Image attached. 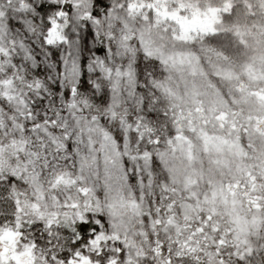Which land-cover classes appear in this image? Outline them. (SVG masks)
I'll use <instances>...</instances> for the list:
<instances>
[{"label":"clouds","instance_id":"obj_1","mask_svg":"<svg viewBox=\"0 0 264 264\" xmlns=\"http://www.w3.org/2000/svg\"><path fill=\"white\" fill-rule=\"evenodd\" d=\"M114 2L31 0L34 30H22V34L38 52L46 53L35 64L25 61L14 46L15 32L0 36V49L10 48L13 53L0 57V227H16L19 221L21 243L35 239L38 255L52 251L46 220L53 213L59 214L57 253L71 250L73 232L82 236L80 225L89 220L107 222L108 231L127 222L137 229L136 238L147 249L139 229L151 233L148 213H155L164 184L176 189L165 195L177 201L175 219L182 226V237L191 235L199 218L208 215L201 205L191 219L185 218L180 201L193 199V188L185 180L190 166L179 153L173 154L168 143L177 132L174 112L186 107L178 98L185 92L182 73L165 63L159 53L147 50L144 14L112 9ZM55 4L67 13L56 17L65 39L49 45L50 25L44 10ZM18 8L19 0H0L6 18H17ZM97 9L96 24L79 15ZM108 9L113 11L111 24ZM4 81L11 83L5 85ZM166 86L177 96L166 91ZM28 111L31 115H26ZM183 132L197 141L191 128L185 126ZM144 153L150 154L147 167ZM83 187L89 191H81ZM200 187H206L203 181ZM133 200L136 205L130 203ZM73 201L78 204L75 209L70 206ZM78 212H83V221ZM213 213L218 231L209 239L196 233L200 251L174 264H192L195 256H199L195 264H216L212 238L220 236L230 241L223 248V255L229 257L232 216L223 201L216 202ZM160 237L175 243L176 225L162 226ZM253 259L261 264L264 250Z\"/></svg>","mask_w":264,"mask_h":264},{"label":"snow or ice","instance_id":"obj_2","mask_svg":"<svg viewBox=\"0 0 264 264\" xmlns=\"http://www.w3.org/2000/svg\"><path fill=\"white\" fill-rule=\"evenodd\" d=\"M116 8L128 14L143 13L147 50L159 53L165 63L182 73L185 92L178 98L186 107L174 112L177 132L168 143L173 154L179 153L190 166L185 180L193 188V199L180 201L185 218L191 219L201 205L208 209V215L199 218L191 235L182 237V226L175 219L177 201L165 195L176 189L164 184L155 213H148L152 217L151 233L139 229L147 240V249L137 240V229L127 222L108 231L107 222L102 225L89 220L80 225L82 236L73 232L75 244L71 250L57 253L59 214L53 213L46 220V235L51 237L47 242L52 249L49 254L38 255L35 239L21 243L23 234L17 230L18 221L16 227H0V264H174L200 251L196 233L209 239L218 231L213 220L217 201H223L233 219L229 233L233 250L225 257L223 248L230 241L225 236L212 238L216 264H255L253 257L264 250V0H115L112 9ZM112 9H108L109 24L114 18ZM16 11L17 18L13 20L0 9V36L6 38L15 32L14 46L25 61L35 64L46 53L42 49L38 52L22 34V30H34L31 0H19ZM98 12L79 15H86L96 24ZM44 15L50 25L48 44L64 40L56 17L66 16L65 9L59 4L50 5ZM12 54L10 48L0 49V57ZM165 90L177 96L171 86ZM52 123L55 122L46 121ZM185 126L193 130L196 142L184 134ZM53 141L62 146L58 138L53 137ZM155 142H160L159 137ZM149 155L142 154L146 167ZM58 180L69 182L65 177ZM201 181L206 185L203 189ZM81 191L87 193L89 189L83 187ZM130 203L137 204L135 200ZM64 206L69 204L65 202ZM70 206L75 209L78 204L73 201ZM76 215L81 221L85 219L83 212ZM173 224L177 239L175 243L166 242L160 231L162 226ZM198 260L199 256H195L192 264Z\"/></svg>","mask_w":264,"mask_h":264}]
</instances>
